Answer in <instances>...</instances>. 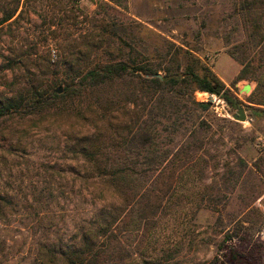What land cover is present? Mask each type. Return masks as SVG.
Here are the masks:
<instances>
[{"label": "rangeland", "instance_id": "obj_1", "mask_svg": "<svg viewBox=\"0 0 264 264\" xmlns=\"http://www.w3.org/2000/svg\"><path fill=\"white\" fill-rule=\"evenodd\" d=\"M120 1L0 0V19L22 10L16 22L0 25V100L33 87L61 94L66 58L89 68L115 57L105 44L107 23L154 63L174 69L177 60L182 72L198 60L240 101L246 120L233 119L238 109L221 97L200 93L195 100L209 102L207 110L178 99L179 111L155 123L157 153L171 160L151 183L162 196L158 211L127 238L128 252L135 264H264V116L253 112L264 109L257 105L264 67L257 94L256 82L237 80L241 66L227 49L246 41L238 0ZM255 53L253 66H261ZM86 105L76 98L61 110H16L0 119V264H60L56 257L50 263L53 253L127 204L123 185L115 192L100 183L72 150L71 139L88 128L73 112ZM127 220L118 221L117 233Z\"/></svg>", "mask_w": 264, "mask_h": 264}, {"label": "trees", "instance_id": "obj_2", "mask_svg": "<svg viewBox=\"0 0 264 264\" xmlns=\"http://www.w3.org/2000/svg\"><path fill=\"white\" fill-rule=\"evenodd\" d=\"M17 10L6 12L0 25L16 22L22 14L21 10L16 16ZM235 13L241 19L246 41L228 48L227 54L241 66L237 80L256 82L252 94H257L264 67V0H238ZM105 26L109 37L105 44L116 52L115 57L82 68L71 55L73 58L64 60L65 77L58 80V84H64L61 94L54 93L52 86L33 87L0 100V119L16 110L33 115L60 109L58 105L76 98L87 100L84 108L73 112L77 123H87L88 128L82 137L71 139L72 150L91 165L100 183L105 182L115 192L122 185L126 188L128 202L123 209H115L109 220L97 217L93 222L96 228L82 234L78 244L59 248L50 263L56 257L60 264H108L126 258L132 261L128 264H135L136 259L128 252L131 245L126 244L127 238L137 237L144 223L157 213L162 196H155L151 183L171 160L169 152L157 153L154 145L157 134L152 131L155 123L179 111L178 99L187 98L192 105L207 110L209 102L195 100L200 93L219 96L234 110L240 104L213 73L197 66L198 60L187 64L182 72L177 60L174 69L163 66L162 61L154 63L117 34L120 28L117 24ZM252 50L263 62L259 67L253 66ZM257 105L264 106V102ZM253 112L256 117L264 116L261 107ZM125 217L128 220L117 233L118 221Z\"/></svg>", "mask_w": 264, "mask_h": 264}, {"label": "water", "instance_id": "obj_3", "mask_svg": "<svg viewBox=\"0 0 264 264\" xmlns=\"http://www.w3.org/2000/svg\"><path fill=\"white\" fill-rule=\"evenodd\" d=\"M158 77H160V75H158ZM243 92L249 93L250 92V85H246L242 88ZM57 93H61V89L59 88L57 90ZM233 119L237 120V121H245L246 120V114L245 111L242 108H239L237 110V112L235 114H233Z\"/></svg>", "mask_w": 264, "mask_h": 264}, {"label": "built area", "instance_id": "obj_4", "mask_svg": "<svg viewBox=\"0 0 264 264\" xmlns=\"http://www.w3.org/2000/svg\"><path fill=\"white\" fill-rule=\"evenodd\" d=\"M212 97V99H214L213 101H215L216 99H215V96H211Z\"/></svg>", "mask_w": 264, "mask_h": 264}]
</instances>
